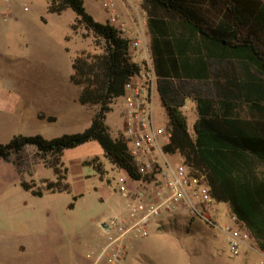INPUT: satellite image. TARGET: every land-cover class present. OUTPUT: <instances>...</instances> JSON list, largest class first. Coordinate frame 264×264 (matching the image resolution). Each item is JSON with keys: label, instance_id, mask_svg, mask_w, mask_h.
<instances>
[{"label": "trees", "instance_id": "obj_1", "mask_svg": "<svg viewBox=\"0 0 264 264\" xmlns=\"http://www.w3.org/2000/svg\"><path fill=\"white\" fill-rule=\"evenodd\" d=\"M140 7L171 134L166 150L205 180L211 198L228 206L234 226L246 228L264 252V0H142ZM46 10L57 15L70 10L75 15L70 31L82 29L97 42L99 52L72 58L69 76L79 89L78 103L96 109L83 132L50 140L15 136L0 144V162L31 147L49 163L54 180H45L43 188L19 182L34 197L69 193L63 153L91 141L113 169L132 174L125 140L112 138L104 120L125 82L142 69L129 38L97 23L81 0H46ZM186 100L194 102L198 115L192 130L183 113ZM82 165L100 178L105 173L97 156ZM212 215L219 216L218 210Z\"/></svg>", "mask_w": 264, "mask_h": 264}, {"label": "rangeland", "instance_id": "obj_2", "mask_svg": "<svg viewBox=\"0 0 264 264\" xmlns=\"http://www.w3.org/2000/svg\"><path fill=\"white\" fill-rule=\"evenodd\" d=\"M81 1L97 23H107L100 1ZM2 12L7 14L4 19ZM73 16L70 10L58 15L47 12L46 0H9L7 5L0 2V111L10 117L0 144L15 136L50 140L89 127L95 107L78 103L79 90L69 81L72 55L64 50L63 35L68 32ZM34 29L41 39L43 60L37 73L42 74L43 82L30 81L31 71L23 69L24 82L20 83L27 33ZM66 39L70 41L73 56L81 51L99 52L97 42L82 29L70 31ZM134 57L137 62L143 60L140 52ZM183 113L192 130L198 118L194 102L186 100ZM154 118L156 124L167 122L158 97ZM122 122L123 103L116 101L104 120L112 138L121 135ZM94 156L101 157V149L91 141L64 151L63 162L68 164L74 157ZM103 164L106 173L100 179L105 182L98 180L94 170L84 167L91 183H87L81 197L73 199L70 193L34 197L21 189V180L34 182L36 188H43L45 180H54L49 163L40 160L33 148H26L18 157L11 156L8 162L1 161L0 264H85L86 252L100 228L99 221L107 222L126 214L124 199L115 188L122 173L106 160ZM216 208L219 216L214 221L219 226H232L233 216L228 206L221 203ZM162 219L164 226L158 224ZM97 240H101L100 236ZM257 258L243 250L238 256H231L224 232L211 230L179 214L176 218L159 217L151 223L148 237L132 240L125 264H253Z\"/></svg>", "mask_w": 264, "mask_h": 264}, {"label": "built area", "instance_id": "obj_3", "mask_svg": "<svg viewBox=\"0 0 264 264\" xmlns=\"http://www.w3.org/2000/svg\"><path fill=\"white\" fill-rule=\"evenodd\" d=\"M97 1L107 15V24L121 36L129 33L131 23L129 48L132 54L140 52L143 60L142 69L125 82L120 98L123 103L120 136L126 142L132 174L121 172L115 188L124 199L126 214L102 223L101 240L86 252L87 264H124L132 240L148 237L151 223L157 218L175 214H185L211 230L224 232L231 256H238L243 250L257 255L253 264H264V252L250 232L235 227L234 217L232 226H219L212 215L218 203L211 198L205 180L193 175L178 153L166 150L171 134L167 122L156 124L154 118L155 98L159 95L146 33V14L140 7L142 0ZM116 1L123 5L127 16L118 11ZM0 2L9 4V0ZM2 16L4 19L7 14L2 12Z\"/></svg>", "mask_w": 264, "mask_h": 264}, {"label": "crops", "instance_id": "obj_4", "mask_svg": "<svg viewBox=\"0 0 264 264\" xmlns=\"http://www.w3.org/2000/svg\"><path fill=\"white\" fill-rule=\"evenodd\" d=\"M116 2H117L118 11L122 15L127 16L128 14L126 13V10L123 8V5L119 1H116ZM74 18H75V15L71 18V21L68 23V32L63 35V41L65 43L64 44V50L66 52L70 53V55H72V58L74 56L72 54V50L69 47L70 41H68V39H66V37L68 36V34H70L69 25L74 20ZM128 27H129V33L126 35V37H130L131 35H133L132 25L130 22H129ZM37 36H38V33L35 29L29 30L27 33V44H26L27 51H26V54H24L22 56V58H21L22 64L20 65V79H19L20 83L24 82V77L22 76L23 69H29L31 71V76L29 77L30 81H32V82L34 81V82L39 83V84H42V82H43L42 74L37 73V69L39 67H41L42 60H43L42 48H41V39H39ZM71 43L73 45V41ZM78 93H79V91H78ZM36 118H37V116H36ZM9 119H10V117L8 115H6L5 112H3L1 110L0 111V137H1V133L6 132V130L8 128ZM91 158L92 157H87V158L74 157V158L69 160L68 164H65L63 162L64 165L68 168L67 182L70 186L69 193L72 194L73 197H76V198L81 197L83 195V192L85 190H87V183H89V182L91 183V179H90L91 176L84 172V167L91 168L92 170H94V169L91 166H83L82 165V163L84 161H88ZM99 159L103 164V160H105V159L102 157V151H101V157H99ZM62 161H63V156H62ZM103 170L106 173V169L104 168V164H103ZM97 178H98V180L105 182V179L104 180L100 179L99 176ZM109 181L111 182L112 180L110 179ZM108 184H110V183H108ZM219 204H221V203H219ZM178 215L179 214H175V215H171V216H173V218H176V217H178ZM102 221H103L102 219L99 221V225L104 223ZM158 224H161V226L166 225L165 221H163V219ZM158 224H156V225H158ZM99 232H100V228L98 227V229L96 230V232L92 238L95 240L92 241L90 244L98 242L97 239L99 236ZM85 264H87V262Z\"/></svg>", "mask_w": 264, "mask_h": 264}, {"label": "water", "instance_id": "obj_5", "mask_svg": "<svg viewBox=\"0 0 264 264\" xmlns=\"http://www.w3.org/2000/svg\"><path fill=\"white\" fill-rule=\"evenodd\" d=\"M100 227H104V225H103V224H101V225H100Z\"/></svg>", "mask_w": 264, "mask_h": 264}]
</instances>
